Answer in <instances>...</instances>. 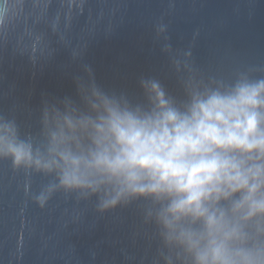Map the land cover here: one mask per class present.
<instances>
[{"label":"water","instance_id":"water-1","mask_svg":"<svg viewBox=\"0 0 264 264\" xmlns=\"http://www.w3.org/2000/svg\"><path fill=\"white\" fill-rule=\"evenodd\" d=\"M8 8L0 116L21 136L39 134L46 104L67 97L83 109L77 81L88 82L89 69L97 86L133 104L146 103L142 78L177 102L189 81L264 78V0H8ZM54 182L0 159V264H164L149 201L100 211L96 196L57 188L41 206L36 196Z\"/></svg>","mask_w":264,"mask_h":264},{"label":"clouds","instance_id":"clouds-1","mask_svg":"<svg viewBox=\"0 0 264 264\" xmlns=\"http://www.w3.org/2000/svg\"><path fill=\"white\" fill-rule=\"evenodd\" d=\"M8 11L0 0V24ZM88 72L77 81L84 108L46 104L38 135L0 116V159L54 177L38 203L57 188L96 196L100 211L145 199L164 264H264V78L189 81L182 102L142 78L146 103L133 104Z\"/></svg>","mask_w":264,"mask_h":264}]
</instances>
